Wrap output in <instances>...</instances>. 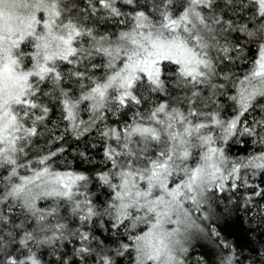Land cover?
Segmentation results:
<instances>
[{
	"label": "snow or ice",
	"instance_id": "obj_1",
	"mask_svg": "<svg viewBox=\"0 0 264 264\" xmlns=\"http://www.w3.org/2000/svg\"><path fill=\"white\" fill-rule=\"evenodd\" d=\"M0 264H264V0H0Z\"/></svg>",
	"mask_w": 264,
	"mask_h": 264
}]
</instances>
